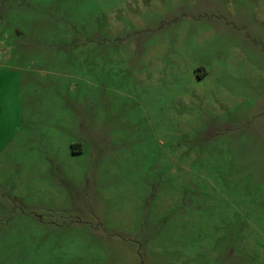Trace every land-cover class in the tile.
<instances>
[{
	"label": "rangeland",
	"instance_id": "obj_1",
	"mask_svg": "<svg viewBox=\"0 0 264 264\" xmlns=\"http://www.w3.org/2000/svg\"><path fill=\"white\" fill-rule=\"evenodd\" d=\"M0 264H264V0H0Z\"/></svg>",
	"mask_w": 264,
	"mask_h": 264
}]
</instances>
